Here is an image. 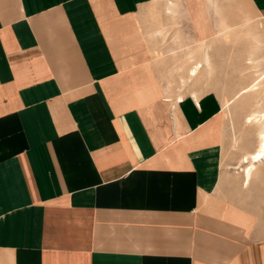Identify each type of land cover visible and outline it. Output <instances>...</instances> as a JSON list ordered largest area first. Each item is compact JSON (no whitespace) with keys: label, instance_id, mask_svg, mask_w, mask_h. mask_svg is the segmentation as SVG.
Instances as JSON below:
<instances>
[{"label":"crops","instance_id":"obj_1","mask_svg":"<svg viewBox=\"0 0 264 264\" xmlns=\"http://www.w3.org/2000/svg\"><path fill=\"white\" fill-rule=\"evenodd\" d=\"M152 7L215 30L209 0H0V264H264L221 98L176 101Z\"/></svg>","mask_w":264,"mask_h":264},{"label":"rangeland","instance_id":"obj_2","mask_svg":"<svg viewBox=\"0 0 264 264\" xmlns=\"http://www.w3.org/2000/svg\"><path fill=\"white\" fill-rule=\"evenodd\" d=\"M209 2L214 6L211 7L214 12L211 13L210 23L215 30L206 41L195 35L194 28L191 31L190 28L180 27L178 17L174 18L177 14L174 7H165L170 24H163L160 8L152 7L151 15L160 24L156 34L161 37L160 43H157L156 64L160 68L162 81L176 99L178 96H193V93L200 98L208 92H214L221 98L225 114L224 166L231 171L235 181L242 180V187L238 189L241 202L252 209L260 226H264V162L258 166L249 188L243 187L241 167L244 153L255 151L258 145L256 130L243 125L244 118L264 108V103L262 107L256 105V101L264 99L262 93L254 97L241 94L257 81L264 88V20L258 17L243 25V18L234 8L240 6L233 0H225L222 4L218 0ZM206 53L211 59V73L203 66ZM252 53L259 58L258 65L248 64ZM196 64L202 66L199 76L190 77L189 71ZM167 97L172 98L171 95ZM233 191H237L236 186Z\"/></svg>","mask_w":264,"mask_h":264},{"label":"bare ground","instance_id":"obj_3","mask_svg":"<svg viewBox=\"0 0 264 264\" xmlns=\"http://www.w3.org/2000/svg\"><path fill=\"white\" fill-rule=\"evenodd\" d=\"M242 22H243V25H247V24L251 23V19L248 16H245V19ZM237 27H239V26H237ZM220 32H222V30ZM219 37H221V35H219ZM250 52H249V55H250ZM209 54H210V52H209ZM209 54L206 53L204 61H203L204 62L203 66H205L211 73L212 63H211V59H210ZM258 60H259V58L256 57V53H252V57L250 59H248V64L250 66H252V64L258 65V63H259ZM200 67H202V66H199L198 64H196L194 67H192L191 70L189 71V76L197 78L199 76ZM248 67L249 66H247V69H248ZM261 85H262V83L260 81H257L252 86L245 89V91H242L241 94H248V96L254 97L257 95L259 96V94L262 93L264 96V88H262ZM192 95L194 98L198 99V96L196 95V93H193ZM183 98H184L183 96H178L176 101H179V100L182 101L181 99H183ZM256 99L257 98H255L254 101H256ZM262 101H264V99ZM262 101H260V100L256 101V105H261V107H262L263 103H264ZM251 103H252V98H251ZM263 109H261L262 111H258V112L248 114L247 116H245L244 122H243L244 123L243 125L249 126V128H251V129L254 128L256 130L257 138H258V140H257L258 145H257V148L255 149V151H253V152H249V151L247 152L246 151L241 158V164H242L241 167L243 168L242 169V177H243V183L242 184H243L244 188H249V186L252 183L253 177H254L256 171L258 170L257 168H259L258 166L264 162V110Z\"/></svg>","mask_w":264,"mask_h":264}]
</instances>
